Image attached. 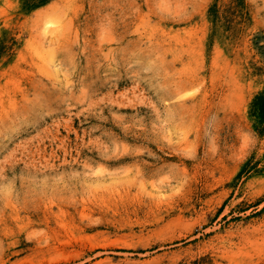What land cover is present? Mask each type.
I'll use <instances>...</instances> for the list:
<instances>
[{
	"label": "rangeland",
	"instance_id": "1",
	"mask_svg": "<svg viewBox=\"0 0 264 264\" xmlns=\"http://www.w3.org/2000/svg\"><path fill=\"white\" fill-rule=\"evenodd\" d=\"M23 3L0 0V264H264V0Z\"/></svg>",
	"mask_w": 264,
	"mask_h": 264
},
{
	"label": "trees",
	"instance_id": "2",
	"mask_svg": "<svg viewBox=\"0 0 264 264\" xmlns=\"http://www.w3.org/2000/svg\"><path fill=\"white\" fill-rule=\"evenodd\" d=\"M53 0H23V9L26 13H31L32 11L46 6L51 3ZM14 44L15 41L13 40ZM6 50L4 40L0 39V52H4ZM252 108L256 114H258L261 118H264V92L257 96L252 103Z\"/></svg>",
	"mask_w": 264,
	"mask_h": 264
}]
</instances>
